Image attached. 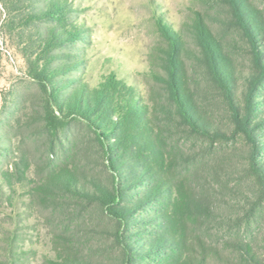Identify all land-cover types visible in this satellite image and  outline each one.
I'll return each instance as SVG.
<instances>
[{
    "label": "trees",
    "instance_id": "16d2710c",
    "mask_svg": "<svg viewBox=\"0 0 264 264\" xmlns=\"http://www.w3.org/2000/svg\"><path fill=\"white\" fill-rule=\"evenodd\" d=\"M1 1L30 36L37 93L23 125L36 152L22 136L0 192L20 187L55 218L43 264H264L262 2L199 0L179 30L158 17L142 92L75 72L84 34L69 0ZM18 236L3 234L0 264H25Z\"/></svg>",
    "mask_w": 264,
    "mask_h": 264
},
{
    "label": "rangeland",
    "instance_id": "374dc122",
    "mask_svg": "<svg viewBox=\"0 0 264 264\" xmlns=\"http://www.w3.org/2000/svg\"><path fill=\"white\" fill-rule=\"evenodd\" d=\"M198 1L69 0L73 19L84 34L83 41L78 43L84 59L82 67L75 72L82 74L91 86L104 74L114 72L142 92H148L149 53L160 41L155 24L157 18L161 16L174 29H182L192 10L199 7ZM257 2L264 5V0ZM6 20L0 0V173L16 156L22 136L26 137L31 152H36L35 141L27 137L23 128L34 104L32 96L37 93L27 75L23 52L30 36L19 28L17 21L9 24ZM237 60L244 69V60ZM12 107L16 118L5 128L7 110ZM5 138L11 139L10 146L3 143ZM7 196L4 188L0 192V254L6 252L1 240L3 234L16 232L20 247L26 251L25 264H43L45 256L53 255L50 239L55 218L41 208L30 209L20 187L11 192L10 200ZM257 245L264 253V219L257 234Z\"/></svg>",
    "mask_w": 264,
    "mask_h": 264
}]
</instances>
